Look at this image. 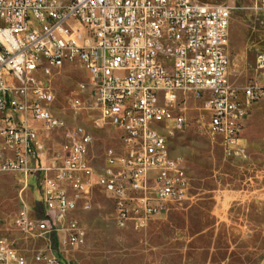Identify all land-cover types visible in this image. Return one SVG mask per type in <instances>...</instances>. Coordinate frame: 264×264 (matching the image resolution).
Returning a JSON list of instances; mask_svg holds the SVG:
<instances>
[{"label":"built area","instance_id":"built-area-1","mask_svg":"<svg viewBox=\"0 0 264 264\" xmlns=\"http://www.w3.org/2000/svg\"><path fill=\"white\" fill-rule=\"evenodd\" d=\"M252 9L264 12V0ZM230 4L193 0H0V140L12 160L0 171H27L28 156L43 152L33 123L56 129L51 108L53 75L78 64L92 91L96 128L121 133L122 149L108 152L96 183L113 202L115 223L142 228L171 205L184 202L190 179L168 142L186 120L176 109L187 97L201 102L208 130L224 149L240 156L243 123L264 98L257 80L238 88L229 82ZM264 71V52L256 58ZM85 84L80 85L83 93ZM80 96L71 100L80 109ZM87 134L69 138L63 157L36 166L43 220L21 213L13 226L26 236L65 246L81 242L84 231L67 219V189L87 195L93 176ZM166 159V167H157ZM84 209H88L85 204ZM58 226L63 237L58 234ZM0 264H60L50 245L30 260L0 240Z\"/></svg>","mask_w":264,"mask_h":264},{"label":"rangeland","instance_id":"rangeland-1","mask_svg":"<svg viewBox=\"0 0 264 264\" xmlns=\"http://www.w3.org/2000/svg\"><path fill=\"white\" fill-rule=\"evenodd\" d=\"M200 4H230L228 29L229 82L244 86L255 80L256 58L264 52V12L252 9L254 0H193ZM85 76L78 64H67L52 77L55 102L51 113L58 121L47 130L40 123L38 141L43 152L28 156L27 171L17 168L0 171V240L6 241L28 260L44 251L48 244L58 254L60 264H264V100L250 111L243 127L246 150L240 156L227 152L218 136L208 130V115L201 102L187 97L176 109L185 127L168 142L170 156L181 161L190 179L186 200L169 205L144 227L132 222L123 227L115 223L113 202L97 185L105 167L106 154L122 149L121 133L113 128H96L97 112L93 94L80 85ZM80 96L81 108L71 100ZM87 134L92 145L88 160L93 176L87 195L71 189L72 201L67 219L84 231L81 242L68 246L59 238L45 242L26 236L13 226L25 213L35 224L41 213L39 186L42 175L35 170L41 162L63 157L69 138ZM2 150L0 161L12 160ZM88 209H84V205ZM59 237L63 231L58 226Z\"/></svg>","mask_w":264,"mask_h":264},{"label":"crops","instance_id":"crops-1","mask_svg":"<svg viewBox=\"0 0 264 264\" xmlns=\"http://www.w3.org/2000/svg\"><path fill=\"white\" fill-rule=\"evenodd\" d=\"M228 77H229V76H228ZM255 78H256L258 84H259L261 87L264 88V71L258 73V74L255 76ZM233 86L238 87V88L243 87V86H236V85H233ZM244 86H245V85H244ZM262 100H264V98L261 99V100H259L258 102H256V103L253 105V107H254L256 104H258L260 101H262ZM253 107L251 108V110L253 109ZM251 110H250V111H251ZM250 111H249V113H250ZM248 116H249V114H248ZM248 116H247V118H248ZM247 118H246V119H247ZM246 119H245V121H246ZM245 121H244V123H243V127H244ZM245 126H246V124H245ZM242 133H243V129H242V132H241V141H240V144H241V145L245 148V150H246V143H245V141H244V138H243V134H242ZM46 161H48V160H46ZM46 161L41 162V164H44ZM39 196H40V195H39ZM40 204H41V213L44 214V209H43V205H42L41 197H40Z\"/></svg>","mask_w":264,"mask_h":264},{"label":"bare ground","instance_id":"bare-ground-1","mask_svg":"<svg viewBox=\"0 0 264 264\" xmlns=\"http://www.w3.org/2000/svg\"><path fill=\"white\" fill-rule=\"evenodd\" d=\"M56 124H58L57 119H56ZM157 167H166V159H158L157 160Z\"/></svg>","mask_w":264,"mask_h":264}]
</instances>
